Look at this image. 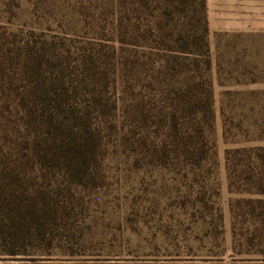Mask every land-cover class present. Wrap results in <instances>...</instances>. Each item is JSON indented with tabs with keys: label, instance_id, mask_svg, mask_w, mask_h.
<instances>
[{
	"label": "rangeland",
	"instance_id": "obj_1",
	"mask_svg": "<svg viewBox=\"0 0 264 264\" xmlns=\"http://www.w3.org/2000/svg\"><path fill=\"white\" fill-rule=\"evenodd\" d=\"M0 21L90 50L106 78L95 179L44 263L264 264V0H0Z\"/></svg>",
	"mask_w": 264,
	"mask_h": 264
},
{
	"label": "trees",
	"instance_id": "obj_2",
	"mask_svg": "<svg viewBox=\"0 0 264 264\" xmlns=\"http://www.w3.org/2000/svg\"><path fill=\"white\" fill-rule=\"evenodd\" d=\"M99 63L86 48L0 21V264H50L39 252L63 200L95 179L101 143L89 116L105 108L107 85ZM253 162L250 192L264 194V155ZM60 176L65 186L54 185Z\"/></svg>",
	"mask_w": 264,
	"mask_h": 264
}]
</instances>
